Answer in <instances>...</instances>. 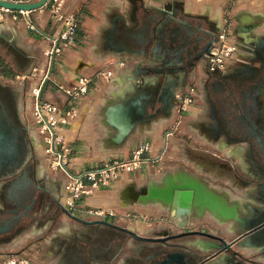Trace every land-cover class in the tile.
<instances>
[{
  "label": "crops",
  "instance_id": "obj_1",
  "mask_svg": "<svg viewBox=\"0 0 264 264\" xmlns=\"http://www.w3.org/2000/svg\"><path fill=\"white\" fill-rule=\"evenodd\" d=\"M63 2V11L78 20L75 45L53 60L40 99L55 104L62 114L75 111V119L63 131L70 138L76 159L80 160L76 163L79 168L98 167L107 158H127L140 139L152 134L147 124L169 117L176 97L194 89L182 141L188 151L207 159L221 171L170 173L162 182H148L142 193H137L138 187L130 181L123 194L106 193L102 199L95 197L96 203L125 205L118 202L120 196H127L128 203L136 197L165 203L150 196V190H165L168 183L178 184L189 178L204 183L229 207L240 204L237 193L254 194L259 190L257 186L264 184V0ZM49 9L47 2L42 8L30 11L29 20L17 13L16 19L8 14L6 21L0 22V78L11 80L24 92L21 116L30 132L36 127L32 119L31 87L37 80L42 81L50 38L62 31V25L51 18ZM223 29L229 32L237 52L226 71L210 72L205 53L214 36ZM119 60L125 64L114 65L113 77L94 79L88 94L78 101L71 100L57 86L58 81L73 83L80 75H93ZM33 69L36 73L26 81L17 80V75L29 74ZM145 111L149 116L144 118ZM165 124L156 123L153 128L157 125L162 131ZM127 126H131L130 131L121 138V130ZM210 210L207 206L206 211ZM168 220L171 224L166 219L159 230L155 229L156 233L166 229ZM191 222L192 216L189 225ZM110 223L113 225L93 226L90 242L84 239L83 231L88 229L84 223L74 225L72 231L56 230L55 238L50 237L47 242L53 252L56 250L58 264L70 262L60 250L76 232L80 239L75 243L91 250L92 264H128L132 258L141 261V254L130 255L127 241L131 233L138 238L142 236L129 227ZM39 230L45 231L28 229L9 240L0 239V254L28 231Z\"/></svg>",
  "mask_w": 264,
  "mask_h": 264
},
{
  "label": "rangeland",
  "instance_id": "obj_2",
  "mask_svg": "<svg viewBox=\"0 0 264 264\" xmlns=\"http://www.w3.org/2000/svg\"><path fill=\"white\" fill-rule=\"evenodd\" d=\"M4 57L7 58L6 56ZM47 65L48 59L45 68ZM42 73L44 75V70ZM40 82L37 80L36 84ZM183 106L185 109H181V104L175 99L169 117H161L155 123L147 124L146 127L149 128L152 134L140 139L132 147L127 158L120 156L107 158L98 163V168H103L106 165L113 166L116 163L119 165L124 160H134L132 164L129 166L121 165L112 171L103 173L95 180L86 178L82 183L76 178L68 176L60 169L58 166V162L60 161L59 156L48 155L45 151L46 145L42 134L36 127L31 130L34 136L42 139V145L38 146L41 165L49 171V177L54 181H57L58 178L61 179L59 191L62 195L60 198L66 209L73 211L75 215L86 220L106 219L110 222L129 227L138 235L144 237L159 236V233H156L155 229L159 230L158 227H161L166 219L171 218L170 205L159 201H142L137 197L131 198L128 203L127 196H120L118 197V202L125 205L105 206L109 203L105 201L104 203L102 202L105 205L99 204L95 202L96 200L94 198L102 199L103 194L107 193L110 195L113 192L121 195L126 191L131 182L138 187L136 192L142 193L148 182H162L164 177L170 173L196 171L202 174H210L209 172L218 174L221 172L216 166L211 165L207 159L196 156L188 151L187 144L182 141L185 138L182 130L188 112L187 103H184ZM71 112L69 114V122L76 117L75 111L72 110ZM179 116H181L180 121L178 120ZM178 121L180 124L177 126ZM156 123L166 124L163 126V130L160 131L157 125L156 128H153V125ZM59 136H61V141L67 148L66 151L70 152L67 154V166L69 170L76 174L77 172L90 169V166H85L82 169L79 168L80 166L76 163L80 162V160L76 159V155L73 153L69 136L64 131H61ZM213 154L220 155L219 152H214ZM53 165H57V169H54ZM214 186L217 187L218 184L215 183ZM74 195H76V198ZM129 195L136 196L134 193H129ZM236 195L237 202L240 203L242 211H245L244 203H251L252 205L261 207L264 206L250 192L242 191V193H237ZM80 224L73 217L62 213L57 225L51 232L42 230L28 231L26 235L12 242L13 244L9 245L8 248H4V252L0 254V264H58L57 253H54L56 250L53 252L49 248L47 240H50V237L52 239L55 238L56 230L58 229L72 231L74 225L78 226ZM199 225H209L214 230H216V227H220L227 238H230L234 234V227H231L233 226L232 220L216 217L208 211L204 213L198 211L193 212L192 222L189 228ZM152 227L154 229L150 232V228ZM178 242L187 246L190 240L188 238H182ZM127 246L129 247L128 251L130 255L141 254L142 257L143 254H151L153 249L156 248L155 244H145L137 241L133 237L127 241ZM235 249L246 255H249L253 251L251 248L238 245Z\"/></svg>",
  "mask_w": 264,
  "mask_h": 264
},
{
  "label": "flooded vegetation",
  "instance_id": "obj_3",
  "mask_svg": "<svg viewBox=\"0 0 264 264\" xmlns=\"http://www.w3.org/2000/svg\"><path fill=\"white\" fill-rule=\"evenodd\" d=\"M24 100V92L18 86L11 80L5 81L0 78V239L9 240L28 229L43 228L45 231H50L57 225L62 213L68 214L80 223H84L83 220L106 221V219H83L63 205L60 198L62 193L59 191L61 179L54 181L50 178L46 168L40 163L38 146L42 145V139L34 136L22 120ZM147 112L145 111L142 117L149 116ZM172 185L168 183L167 189ZM257 188L259 190L253 194V197L264 204V192H262L264 184L258 185ZM218 200L224 202L222 199L218 198ZM206 210V205L197 209L200 213ZM210 212L222 218L218 210H210ZM249 212L255 215V221L264 219V206L252 205L242 211L241 205L238 204V213ZM232 221L234 234L230 238L226 237L222 228L216 227L214 230L209 225L183 229L181 230L183 234L165 242L155 240L159 236L138 238L131 235L139 242L155 244L156 248L151 254H143L141 261L132 260L128 264H264V224L239 238L242 229L235 219ZM84 224L88 227L83 231L87 242H90L93 226L113 225L112 223ZM169 226L168 220L164 231H168ZM79 236L77 232L69 236L60 251L64 259L70 261L68 264H92L91 250L80 248L75 243L80 239ZM182 238H188L190 243L187 246L182 245L178 242ZM200 241L208 242V246L224 245L226 242L232 245L229 248L203 251L198 244ZM237 245L249 247L253 251L246 255L235 249Z\"/></svg>",
  "mask_w": 264,
  "mask_h": 264
},
{
  "label": "built area",
  "instance_id": "obj_4",
  "mask_svg": "<svg viewBox=\"0 0 264 264\" xmlns=\"http://www.w3.org/2000/svg\"><path fill=\"white\" fill-rule=\"evenodd\" d=\"M11 2H31V0H7ZM50 2V16L53 20L60 22L62 25V31L58 36L50 38L51 47L46 50V56L48 59V65L45 68V73L42 77V81L38 86V92H33V121L39 132L42 134L45 140V151L48 155H58L60 161L58 166L62 171L70 177L76 178L79 182H83L84 179L95 180L97 177L112 171L121 165L129 166L134 160H124L122 164L116 163L115 165H106L103 168L93 167L82 172L72 173L67 166V157L70 152L66 151L67 148L61 141L59 133L63 131V127L69 123V114H62L59 108L51 103L42 101L40 99V93L44 82L50 78L52 63L55 57L63 55L65 50L75 45V33L78 27V20L72 14H67L63 11V0H48ZM17 13L23 14L29 20V11L24 10H11L0 6V22H4L7 19L8 14L13 18H17ZM237 52V46L233 42L232 37L226 29L220 30L212 39L210 46L208 47L205 58L208 63L210 72H224L227 69L228 62L234 57ZM124 60H119L109 66L102 67L97 70L93 75H80L73 83H57L58 88L63 91L73 101L82 99L89 92V87L94 79L109 80L114 75L115 66H123ZM36 73V69H33L29 74H19L16 76L17 80L21 83ZM195 97V90L190 89L187 93L178 95L176 100L181 104V109L184 108V103H187V107L192 104ZM172 132V131H171ZM54 169H57V165H53ZM76 195H74L75 197ZM76 198V197H75Z\"/></svg>",
  "mask_w": 264,
  "mask_h": 264
},
{
  "label": "water",
  "instance_id": "obj_5",
  "mask_svg": "<svg viewBox=\"0 0 264 264\" xmlns=\"http://www.w3.org/2000/svg\"><path fill=\"white\" fill-rule=\"evenodd\" d=\"M48 0H37L31 2H11L7 0H0V6L11 9V10H24L33 11L35 9L42 8L47 4ZM210 46V45H209ZM208 46V47H209ZM135 121L132 120V124ZM131 126H127L121 130V138L125 137ZM150 196L161 198L166 204L170 205L171 218L170 226L168 231H163L157 237L158 241L165 242L169 239L183 234L181 233L183 229L189 228L190 218L194 211H197L199 207L207 205L212 211L218 210L220 217L223 219H235L238 225L241 227L242 232L239 236L241 238L245 234L251 232L252 230L262 226L264 224V219L260 221L254 220V214L249 212L248 214L238 213V205L229 207L224 202H220L218 197L210 190L208 187L199 181L197 178H189L187 180H181L178 184H173L170 188L165 190H150ZM246 208L252 206L251 203H244ZM84 223H102L110 224L106 221H85ZM173 223L175 225H173ZM134 237L136 235L131 233ZM151 240V239H150ZM208 242L200 241L198 244L202 247L203 251H212L215 249L229 248L231 243H225L224 245L210 244ZM204 262V261H203ZM202 264V263H200Z\"/></svg>",
  "mask_w": 264,
  "mask_h": 264
},
{
  "label": "bare ground",
  "instance_id": "obj_6",
  "mask_svg": "<svg viewBox=\"0 0 264 264\" xmlns=\"http://www.w3.org/2000/svg\"><path fill=\"white\" fill-rule=\"evenodd\" d=\"M31 89H32V92H38V86H37V84H35L34 87H31ZM29 104H31V103H29Z\"/></svg>",
  "mask_w": 264,
  "mask_h": 264
}]
</instances>
